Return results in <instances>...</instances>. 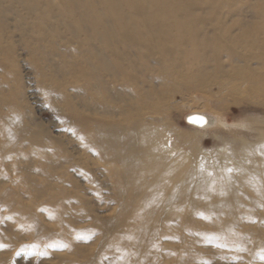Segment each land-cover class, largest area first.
Wrapping results in <instances>:
<instances>
[{
  "label": "bare ground",
  "instance_id": "6f19581e",
  "mask_svg": "<svg viewBox=\"0 0 264 264\" xmlns=\"http://www.w3.org/2000/svg\"><path fill=\"white\" fill-rule=\"evenodd\" d=\"M18 44L75 139L0 84V205L49 238L38 211L56 216L76 264H264V0H0V59ZM198 101L220 111L210 148L178 126ZM246 102L260 113L228 124Z\"/></svg>",
  "mask_w": 264,
  "mask_h": 264
},
{
  "label": "rangeland",
  "instance_id": "374dc122",
  "mask_svg": "<svg viewBox=\"0 0 264 264\" xmlns=\"http://www.w3.org/2000/svg\"><path fill=\"white\" fill-rule=\"evenodd\" d=\"M54 1L57 2L58 0ZM4 14L6 18L7 15L12 18V15L7 13ZM62 31H66L65 26L62 27ZM80 36L83 37L82 34H80ZM62 39L63 40L57 39L56 43L60 44L62 41H65L66 46H68V44L73 47L76 46L77 40L75 41L72 39L67 41L64 37H62ZM15 40H18V35L15 37ZM71 46L69 47L71 48ZM14 54L17 55V59L13 60V62L10 58V53L8 52H4L3 58L0 59V66L4 67V69H1L0 67V84L4 83L5 86L10 88L11 93H15L13 95L22 105V107H14V110L24 112L23 114L25 117L29 115L35 121L40 122L43 128H45L51 135L56 136L61 140L63 139L64 141L74 140L75 137L71 133L70 127L72 125L68 120L61 118L59 114H57V112L52 109V106L50 105L45 94L46 90L44 88V82L41 81L39 74L35 72V66L30 63L29 55L23 49L21 44L17 45L14 50ZM6 95L10 97V94L8 93ZM246 104L248 106H246ZM200 105V101H198V103L196 102L185 106L183 105L184 107L180 112L177 122L178 126L182 130L190 133L207 130L209 135H205L202 138H204L205 147L210 148L213 145V143H210V141H212L213 130L218 127L214 125V122H211L210 117L213 119L212 121H215V117L220 115V111L218 109H211L202 107ZM8 107L9 109L11 108V106ZM227 109L228 110L226 111L224 118H226L228 124H232L234 122H240L244 117L260 113L259 110L261 108L257 104L255 105L251 102H246L243 105H235L230 103ZM0 110L2 112L6 111V109L4 110V108L2 109L1 107ZM193 115H202V118L204 119L203 122L201 124H197L195 122L189 121V117ZM205 118H207L208 121L205 120ZM66 129L69 130L66 131ZM76 146L77 144L75 141H73L72 145H69L70 150H75L76 154H78V148H76ZM95 163V156L89 154L86 170L88 172H92L97 169L98 166L95 165ZM2 170L3 169H0V174L2 173ZM71 174L77 177L80 183L86 189H88L89 192H93L95 186L86 180L87 178L85 174H79L74 171H71ZM19 179L20 178L16 180V184L21 186L22 183H20ZM6 185L9 187L10 183L6 182ZM103 189L106 190V188ZM20 192L21 196L26 197L24 195L25 193L23 188H20ZM23 201L27 202L28 200L23 198ZM96 206L102 209L100 210L102 211V214L107 213L106 208L108 206L105 202H99L98 205L96 204ZM38 212L42 217L41 221L43 219L44 223L49 225L51 228L49 229V233L53 235L52 237H47L46 233H43L40 229L27 228V225L24 224V221L20 220L12 213L11 208H9L6 204L0 205V264H65V260H70V263L68 264H76L75 261H71L73 257L72 249L62 248L64 247L65 239L60 237L59 234L52 230L53 227H51L49 224L50 221H56V216L54 217L50 216L49 214L47 215L42 211ZM48 216H50L52 220H50ZM78 227L86 233L90 229L89 223ZM83 236L86 238H81L80 243H77L79 248L89 245V242L87 241H89L93 235L89 236V234H84ZM61 252H64V255H61ZM229 264L237 263L231 262Z\"/></svg>",
  "mask_w": 264,
  "mask_h": 264
},
{
  "label": "water",
  "instance_id": "95a60500",
  "mask_svg": "<svg viewBox=\"0 0 264 264\" xmlns=\"http://www.w3.org/2000/svg\"><path fill=\"white\" fill-rule=\"evenodd\" d=\"M194 118H202V115H193V116H190V117H189V121H191V122H195V123H197V124H201V122H197V120L194 119ZM203 120H204V119H203Z\"/></svg>",
  "mask_w": 264,
  "mask_h": 264
},
{
  "label": "snow or ice",
  "instance_id": "6c2138e0",
  "mask_svg": "<svg viewBox=\"0 0 264 264\" xmlns=\"http://www.w3.org/2000/svg\"><path fill=\"white\" fill-rule=\"evenodd\" d=\"M194 119H196L197 122H201V123L203 122V118H194ZM229 171H231V169ZM262 259H264V256H262Z\"/></svg>",
  "mask_w": 264,
  "mask_h": 264
}]
</instances>
